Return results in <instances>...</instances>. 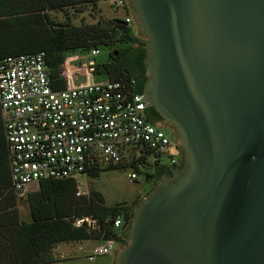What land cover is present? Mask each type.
<instances>
[{
    "label": "water",
    "instance_id": "water-1",
    "mask_svg": "<svg viewBox=\"0 0 264 264\" xmlns=\"http://www.w3.org/2000/svg\"><path fill=\"white\" fill-rule=\"evenodd\" d=\"M126 2L184 164L133 207L113 264H264V0Z\"/></svg>",
    "mask_w": 264,
    "mask_h": 264
},
{
    "label": "built area",
    "instance_id": "built-area-1",
    "mask_svg": "<svg viewBox=\"0 0 264 264\" xmlns=\"http://www.w3.org/2000/svg\"><path fill=\"white\" fill-rule=\"evenodd\" d=\"M111 4L128 11L125 20L133 22L126 0ZM73 54L66 59L62 89L51 83L45 51L0 58V108L12 188L19 197L28 194L32 183L65 178L77 180L78 196H88L78 177L120 164L131 166L129 181L136 182L152 164L142 159L145 154H153L157 163L162 156L172 165L179 162L175 140L148 119L149 104L135 90L136 79L114 80L97 73L100 48ZM129 147L141 157L127 159ZM112 224L123 228L124 215L112 218ZM116 242L108 239L86 257L93 261L110 255Z\"/></svg>",
    "mask_w": 264,
    "mask_h": 264
},
{
    "label": "trees",
    "instance_id": "trees-1",
    "mask_svg": "<svg viewBox=\"0 0 264 264\" xmlns=\"http://www.w3.org/2000/svg\"><path fill=\"white\" fill-rule=\"evenodd\" d=\"M100 1L0 0V58L45 51L51 83L54 89H62L68 53L118 45L110 52L109 60H98L97 73L114 80L135 78V90L143 91L147 79L143 62L146 50L133 49V45L145 44L136 36L131 23H125V18H99L95 22L75 24L70 19L57 21L52 15L72 8L96 9ZM152 112L159 114L153 107L148 108V119L155 123ZM121 166L127 165L91 171L89 176L99 177L103 171ZM77 190L74 178L41 180L38 189L27 194L31 220L22 218L19 208L22 198L12 188L0 108V264H54L59 259L53 250L63 242L88 239L125 242L126 229H116L112 218L122 214L129 225L133 210L123 203L108 206L98 190H91L88 196H78ZM80 220L83 221L78 224Z\"/></svg>",
    "mask_w": 264,
    "mask_h": 264
},
{
    "label": "rangeland",
    "instance_id": "rangeland-1",
    "mask_svg": "<svg viewBox=\"0 0 264 264\" xmlns=\"http://www.w3.org/2000/svg\"><path fill=\"white\" fill-rule=\"evenodd\" d=\"M113 0H101L96 9L93 7H87L82 11H78L77 9H68L66 11H55L52 13L54 18L57 21L63 22L70 19L75 24H80L83 22H95L99 18L113 19V18H125L127 12L124 8H114L111 4ZM130 12V9H129ZM131 14V12H130ZM134 32L137 36L136 26L131 23ZM142 39V38H140ZM145 40V39H142ZM118 48V45H112L110 47L103 46L101 47V54L97 57V60L104 62L110 59V52L113 49ZM83 53V52H79ZM83 55V54H79ZM67 56L70 59H73L75 56L73 53H68ZM112 59V58H111ZM165 131L170 135L168 129ZM174 151V150H172ZM136 156L137 158L141 157V153L138 149L129 147L127 152V159ZM145 160L148 162H152L151 165L147 166L146 173L142 174L139 180L136 182L129 181V173L132 172L131 166H121L117 168H111L105 170L101 173L99 177H90L87 175H80L78 177L79 184L82 185V189L98 190L102 192L104 195L106 204L108 206H115L119 203H123L130 209L136 205V203L149 191L152 187H156V182L153 184L152 176H148V174L153 175L154 173V164L157 162V158L153 154H145ZM162 164H170V158L168 156L161 157ZM37 183H32L29 187L30 191L38 189ZM29 191V192H30ZM22 198V197H19ZM19 208L21 212V216L25 221L31 220L30 208L27 202V195L20 200ZM92 223V222H91ZM125 230V229H124ZM93 243L104 244V241L96 240ZM121 242H116L115 250L120 246ZM75 252L73 253V258L70 259H62L56 264H112V258L115 254V251L110 255H101L97 256L93 261H90L86 257V251H80L78 249V245H75Z\"/></svg>",
    "mask_w": 264,
    "mask_h": 264
},
{
    "label": "flooded vegetation",
    "instance_id": "flooded-vegetation-1",
    "mask_svg": "<svg viewBox=\"0 0 264 264\" xmlns=\"http://www.w3.org/2000/svg\"><path fill=\"white\" fill-rule=\"evenodd\" d=\"M142 43L144 44L143 40H142ZM138 47H141L143 49L145 48V50H146V46L145 45H140L138 43L133 45V49L134 48H138ZM130 52H132V49L130 50ZM125 56H127V55H125ZM160 117H159V115L155 114L154 112L151 113V119L155 122V124L160 126V127H162V128H164V129H168L169 132H171L172 138L175 140V136H176L175 129L173 127L169 126L168 124H166L163 121V119L160 118ZM178 151H179V162L177 164L172 165V164L157 163L156 165H154V173H153V175H151L152 176V180L151 181L153 183H155V182L157 183V181H159L162 178L163 175H171V170L172 169L182 166V163H184L183 149L179 145H178ZM127 227H128V223L125 222V224L123 225V229H126Z\"/></svg>",
    "mask_w": 264,
    "mask_h": 264
},
{
    "label": "crops",
    "instance_id": "crops-1",
    "mask_svg": "<svg viewBox=\"0 0 264 264\" xmlns=\"http://www.w3.org/2000/svg\"><path fill=\"white\" fill-rule=\"evenodd\" d=\"M37 190V189H35ZM93 241H96V239H88V240H82V241H70V242H63L59 243L53 250V254L59 259L57 262L61 261L62 259H70L73 258V253L75 245H78V249L80 251H86V255L91 252L95 247L99 246L100 244L93 243ZM102 241V240H100ZM75 257V256H74ZM114 261V256L112 258ZM112 261V264H113ZM56 262V263H57ZM54 263V264H56Z\"/></svg>",
    "mask_w": 264,
    "mask_h": 264
},
{
    "label": "clouds",
    "instance_id": "clouds-1",
    "mask_svg": "<svg viewBox=\"0 0 264 264\" xmlns=\"http://www.w3.org/2000/svg\"><path fill=\"white\" fill-rule=\"evenodd\" d=\"M126 17V16H125ZM133 23V22H132Z\"/></svg>",
    "mask_w": 264,
    "mask_h": 264
}]
</instances>
